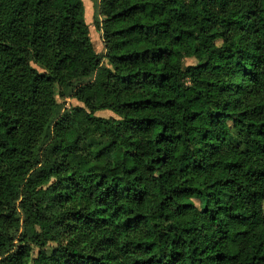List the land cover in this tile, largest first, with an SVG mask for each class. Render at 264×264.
Segmentation results:
<instances>
[{"label": "trees", "instance_id": "1", "mask_svg": "<svg viewBox=\"0 0 264 264\" xmlns=\"http://www.w3.org/2000/svg\"><path fill=\"white\" fill-rule=\"evenodd\" d=\"M99 14L105 55L83 0H0V264H264V0H100ZM94 74L21 168L22 123L40 134L56 94ZM17 200L28 232L8 251Z\"/></svg>", "mask_w": 264, "mask_h": 264}, {"label": "rangeland", "instance_id": "2", "mask_svg": "<svg viewBox=\"0 0 264 264\" xmlns=\"http://www.w3.org/2000/svg\"><path fill=\"white\" fill-rule=\"evenodd\" d=\"M84 2L86 9L85 22L89 26V36L93 48L96 49L98 53L104 52L102 35L98 30L101 22L99 9L97 7L98 0H84ZM196 63L197 60L194 58H184L182 61V68L185 70L189 66L196 65ZM106 64L107 62L103 61L101 67L106 66ZM34 67L39 72H44L38 65H34ZM95 78L96 74H94L90 78L81 79L80 81L73 83V87L71 90H62L56 94V107L49 119H47L46 122L42 123L44 129L40 134L36 133V130H38V123H36L35 120L29 121L30 119H27L22 123L21 132L26 155L20 163L21 168L25 167L26 169L31 164H37L42 161L45 150L53 142V138L55 135V126L62 120L66 119V115L72 113L74 108H84V105L73 97L74 90H76L80 86L81 82H83V84H86L89 82H93ZM95 116L105 119L116 118L115 115L110 111H99L95 114ZM94 140L101 144H106L105 141H100L98 138H95ZM230 142L233 145H236L238 143L235 133H233L232 137L230 138ZM21 172L22 170L19 169L17 173L20 175ZM30 174L31 172H26L24 175L21 174L16 179L15 186L19 190V192L22 191V188L24 187L25 182L27 181V178ZM21 200L13 201L11 203L13 209H15V215L12 227L9 228L5 233L6 248L8 251H13V249L20 244L25 233L28 232L27 228H25V218L23 215V211L20 208ZM186 200L194 204L197 208L201 209V202L198 198H187ZM47 251H52V245L48 246Z\"/></svg>", "mask_w": 264, "mask_h": 264}, {"label": "crops", "instance_id": "3", "mask_svg": "<svg viewBox=\"0 0 264 264\" xmlns=\"http://www.w3.org/2000/svg\"><path fill=\"white\" fill-rule=\"evenodd\" d=\"M85 2H84V0H83V4H84ZM98 9H99V12H100V0H98ZM85 11H86V9H85V4H84V17H85ZM101 33V32H100ZM102 35V34H101ZM95 50V52L97 53V54H99V55H105V53H106V50H105V47H104V52H97L96 51V49H94Z\"/></svg>", "mask_w": 264, "mask_h": 264}]
</instances>
